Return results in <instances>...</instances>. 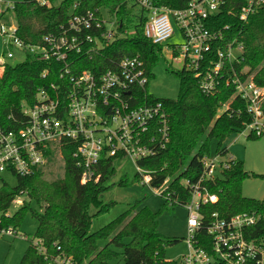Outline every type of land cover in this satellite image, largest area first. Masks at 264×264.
<instances>
[{"label": "trees", "instance_id": "trees-1", "mask_svg": "<svg viewBox=\"0 0 264 264\" xmlns=\"http://www.w3.org/2000/svg\"><path fill=\"white\" fill-rule=\"evenodd\" d=\"M51 0V5L39 4L36 0L15 1L14 12L17 19V32L26 44H41L43 37L59 33L74 13H84L106 7L123 22H133L137 31L105 45L89 56L78 55L74 72L107 69L113 60L123 56L139 55L145 63L148 78L153 75V67L162 53V46L154 44L143 36L138 27L145 22L143 10L133 11L135 4L127 0ZM159 6L173 9L186 7L190 0H152ZM246 0H224L222 9L212 16L209 26L221 31L224 46L232 40L243 46V60L236 64L237 70L247 68L245 77L252 76L256 84L264 87V3L247 20L239 17L240 8ZM78 6L75 7V4ZM62 64L55 60H38L27 53L26 59L16 65L3 63L0 69V127L18 130L25 124L23 106L36 100L38 91L49 89L52 83L60 84ZM46 72V73H45ZM179 78L192 85L201 102V108H184L186 88L176 98H156L142 90L145 102L161 101L169 111L171 121V141L155 156L139 160V164L154 171L151 187H160L170 179L167 190L171 195L166 205H184L192 196L193 185L206 188L218 195L215 203H206L201 212L205 219L217 212L220 217H229L243 211H257L259 220L252 227L253 237H264V199L257 200L242 194V183L251 174L245 171L243 161L227 157L228 167L221 168L220 174L200 181L204 173L203 161L212 155V141H216V154L228 155L224 141L233 133L241 132L251 122L247 111L248 103L236 94L235 88L224 83L212 95L201 92L197 78L184 69L174 71ZM45 73V74H44ZM231 100V101H230ZM225 103L229 107L222 110ZM264 110V101L262 103ZM184 117L188 137L181 130V117ZM249 138H257L248 135ZM73 146L62 148L64 174L53 181L43 179V171L38 169L30 176L17 175V184L0 190V210L7 211L14 200L26 195L20 209L13 217L0 218V230L12 226L17 232L22 215L30 211L37 220L34 237L40 243L29 244L19 264H49V258L65 256L72 264H178L168 259L165 247L177 239L165 240L157 231V214L148 209H128L95 232H91L92 206L107 209L102 202V194L108 188L105 181L115 173L114 159H106L96 169L94 179L82 183V170L77 167L73 156ZM138 174V173H137ZM186 181V182H185ZM189 181V182H187ZM162 197V196H161ZM38 207L33 208L32 205ZM130 237L129 242L124 238ZM106 240L100 246L99 240Z\"/></svg>", "mask_w": 264, "mask_h": 264}, {"label": "built area", "instance_id": "built-area-1", "mask_svg": "<svg viewBox=\"0 0 264 264\" xmlns=\"http://www.w3.org/2000/svg\"><path fill=\"white\" fill-rule=\"evenodd\" d=\"M36 1L51 5V0ZM127 3L143 10L145 22L138 29L154 44L166 45L175 34L174 20L183 36L181 44L172 45L174 59L178 58L182 69L197 78L201 92L206 95L215 94L223 83L233 86L236 94L248 103L247 111L252 117L245 127L249 129L248 135H264V87L256 84L252 76H244L247 68L237 70L236 64L243 60V46L236 40L220 46L225 41L222 32L209 26L224 0H190L186 7L177 9L156 5L152 0H127ZM263 3L264 0H246L240 8V19L247 20ZM14 6L13 1L0 0V36L8 47L4 54L13 58L11 46H14L38 60L60 62L62 82L39 90L35 102L23 106L26 121L22 128L0 127V172L30 176L54 149L62 153V148L69 144L74 148L76 165L82 170V183L94 179L96 169L106 159L128 158L135 163L143 184L151 187L155 172L141 166L139 160L155 156L166 147L172 130L170 114L163 103L145 102L142 90L149 78L144 61L139 55H127L113 60L103 71L74 72L76 56L91 59L105 45L130 36L137 28L123 24L114 13L112 24L116 27L109 29L102 14L106 7H102L72 14L59 33L47 34L41 44L31 45L19 37L17 24L7 27L3 21L5 12ZM228 107L225 103L222 110ZM220 156L204 159L200 181L228 167L226 160H219ZM169 180L151 189L172 203L170 193L165 192ZM217 201L216 193L199 187V183L193 185L192 196L183 205L188 212V252L177 263L264 264V237L252 234V227L259 220L258 212L243 211L229 217L213 212L204 220L202 206ZM22 202L20 197L14 200L19 205ZM2 231L17 234L10 227ZM49 264H72V261L65 256L50 257Z\"/></svg>", "mask_w": 264, "mask_h": 264}, {"label": "rangeland", "instance_id": "rangeland-1", "mask_svg": "<svg viewBox=\"0 0 264 264\" xmlns=\"http://www.w3.org/2000/svg\"><path fill=\"white\" fill-rule=\"evenodd\" d=\"M18 1V0H7ZM58 0L56 3H60ZM134 15L139 14V7L133 11ZM102 14L108 23V28L113 29L116 26L115 15L108 9L103 8ZM3 21L7 27L15 26L17 19L12 8L8 9L3 15ZM137 20L133 18L132 23L125 24L132 27ZM133 24V25H132ZM175 34L162 46V53L157 64L153 67V75L148 81L147 91L156 98H178L186 88L184 97V108H193L196 110L201 108V102L195 88L175 74L174 71H180L183 67L181 61L174 57L173 44H181L183 36L178 25L173 20ZM8 47L4 45L3 37L0 36V69L3 63L16 65L26 59L27 52L14 46V57L9 58L4 54ZM181 130L184 138L188 137V129L186 128L184 117L180 119ZM249 129L231 134L225 141L224 146L228 148V155H221L219 160H227L228 156L243 161L245 171L251 174L242 183V194L249 198L257 200L264 199V135L257 138H249ZM216 141H212V155H216ZM115 173L110 176L105 185L108 188L102 194V202L108 205L107 209L101 210L100 207L92 206L90 213L92 214L91 232H95L108 222L115 219L121 213L128 209L136 210L148 209L152 213L157 214V231L165 240L177 239V242L168 244L165 247V255L168 259L179 260L182 255L188 252L187 237V209L180 204L166 205L165 199L147 184H143L141 178L137 174L135 163L128 158H119L114 160ZM43 171V179L53 181L60 178L64 174V159L60 149L56 148L48 157L47 161L41 166ZM216 175H221L217 171ZM17 184V175L11 171L0 172V190L3 187H13ZM26 195H21L20 199L24 200ZM21 204L14 203L7 211L0 210V218L2 216L13 217L20 209ZM33 208L38 207L33 203ZM264 218V215H263ZM37 220L30 211L22 215L21 221L17 229V234L13 235L7 232H0V264H19L29 244L40 243L34 233L37 229ZM12 228V226H10ZM125 242L130 241V237L124 238ZM106 240L100 239V246L105 245ZM116 264H124L118 261Z\"/></svg>", "mask_w": 264, "mask_h": 264}]
</instances>
